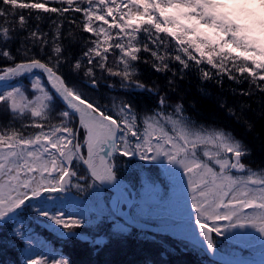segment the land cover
I'll list each match as a JSON object with an SVG mask.
<instances>
[{
    "label": "snow or ice",
    "instance_id": "1",
    "mask_svg": "<svg viewBox=\"0 0 264 264\" xmlns=\"http://www.w3.org/2000/svg\"><path fill=\"white\" fill-rule=\"evenodd\" d=\"M193 76L247 87L232 103L203 87L190 97ZM249 137L264 151V0H0V226L17 224L25 264H71L27 216L97 250L109 238L77 229L111 220L124 237L155 219L153 232L212 256L217 237L264 254V163L248 162ZM122 157L159 165L170 190L142 174L133 191ZM73 190L88 199L70 203Z\"/></svg>",
    "mask_w": 264,
    "mask_h": 264
},
{
    "label": "trees",
    "instance_id": "2",
    "mask_svg": "<svg viewBox=\"0 0 264 264\" xmlns=\"http://www.w3.org/2000/svg\"><path fill=\"white\" fill-rule=\"evenodd\" d=\"M144 74L153 79L159 76L158 73L151 72V70H144ZM201 87L204 88L209 97H223L229 103H232L236 97L232 94L231 88L247 87V85L237 86L227 82L224 87L221 88L214 82H198L194 76L190 77L184 83V88L188 91L190 97L198 96V89ZM251 103L253 108L258 110L260 104L259 97L253 98ZM200 110L202 113L209 110V105L206 100L201 101ZM238 131L241 130L238 129ZM248 139L257 146L248 162L254 167H259L264 163V151L258 146L259 139H252L251 137ZM121 160V167L124 170L122 177L130 180L131 183L137 181L138 177H133L131 173L126 171V165L129 164L130 161L126 157H122ZM75 195H77V193H75ZM82 197L88 199L87 193H82ZM102 198L106 204H109V195L106 191H103ZM91 214L92 213H90V215ZM111 228L112 221L108 220L100 225V231L98 233L99 226L95 231L97 234L102 233L109 238V242L99 247L98 250L87 242H81L79 240L60 244L55 238V245L59 246L58 248L70 258L71 264H220L212 260L203 250L166 234L153 233L152 235L138 229H133L127 236L114 237L110 231ZM81 230L80 233L82 234H87L89 231V229L84 227ZM44 234L48 237L46 231H44ZM145 235L155 236V241L144 239L143 237ZM6 240L9 241V243ZM0 246L4 247L5 251L9 254L7 255L0 250L1 263L13 264V262H17V258L20 256L19 251H17L16 245L12 242L9 232L0 233ZM220 247L223 248L224 251L231 252L235 250L236 246L224 240Z\"/></svg>",
    "mask_w": 264,
    "mask_h": 264
},
{
    "label": "water",
    "instance_id": "3",
    "mask_svg": "<svg viewBox=\"0 0 264 264\" xmlns=\"http://www.w3.org/2000/svg\"><path fill=\"white\" fill-rule=\"evenodd\" d=\"M155 227H157V226L148 224V229H154ZM216 258L223 261V262L230 261V260H236V259H242L241 257H232V256L225 255L221 251H218ZM261 260H264V255L261 257H258V256L249 257V260H247V262H249V264H250V263L260 262Z\"/></svg>",
    "mask_w": 264,
    "mask_h": 264
},
{
    "label": "rangeland",
    "instance_id": "4",
    "mask_svg": "<svg viewBox=\"0 0 264 264\" xmlns=\"http://www.w3.org/2000/svg\"><path fill=\"white\" fill-rule=\"evenodd\" d=\"M150 170H148V175L147 176H150V177H152L158 184H160V186H161V188H164L163 187V182L161 181V179H159L158 178V176L156 175V173H154V172H152V171H150ZM161 172H162V176H164L163 175V170L161 169ZM164 180H166L167 181V178L164 176ZM165 191H166V188H165ZM17 227V226H16ZM24 227L29 231V233L30 234H32V235H34V236H36V237H38L40 240H43V241H45L48 245H50L51 246V243L50 242H48L44 237H41V236H37L36 234H34V232L32 231L33 229L32 228H27L25 225H24ZM234 241V240H233ZM239 244H241L242 246H244V244L241 242V243H239ZM256 245H258V244H256ZM253 246H255V245H252V246H248V247H253ZM52 247V246H51ZM244 247H246V246H244ZM39 249H37V250H34V252L32 253L33 255L35 254V251H38ZM239 253V252H238Z\"/></svg>",
    "mask_w": 264,
    "mask_h": 264
}]
</instances>
